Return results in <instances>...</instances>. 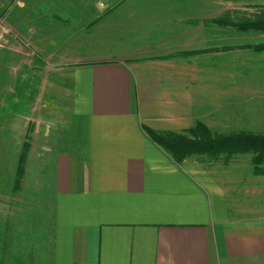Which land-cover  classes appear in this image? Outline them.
I'll return each instance as SVG.
<instances>
[{"label": "crops", "instance_id": "obj_1", "mask_svg": "<svg viewBox=\"0 0 264 264\" xmlns=\"http://www.w3.org/2000/svg\"><path fill=\"white\" fill-rule=\"evenodd\" d=\"M18 3L0 0V16ZM161 4H144L161 11L153 25H189L194 10L200 25L216 26L228 11L214 1L178 12ZM28 27L18 34L32 39ZM262 45L173 50L138 40L70 65L69 128L47 147L41 174L44 240L24 247L22 264H264V176L253 165L248 177L214 175L207 156L177 165L147 134L201 123L216 135L264 136Z\"/></svg>", "mask_w": 264, "mask_h": 264}, {"label": "rangeland", "instance_id": "obj_2", "mask_svg": "<svg viewBox=\"0 0 264 264\" xmlns=\"http://www.w3.org/2000/svg\"><path fill=\"white\" fill-rule=\"evenodd\" d=\"M208 1L220 6L218 13L228 10L251 16L264 8V0H18L16 8L6 14L7 20L0 16V264L24 263L28 253L24 247L44 240L40 229L48 203L42 199L46 186L41 174L52 155L47 147L69 128L70 65L110 58L117 46L138 40L172 41L173 50L181 45L207 47L214 41L217 46L264 43V34L259 32L202 26L194 10L187 15L189 25H153V20L162 21L150 20L161 11L144 8L146 3L161 2L178 12L182 5ZM43 2L56 8L44 9ZM138 4L144 9H131ZM23 25L34 29L32 39L18 34ZM25 143L31 147L16 186ZM251 159L249 154L235 156L229 160L230 167L223 157L208 160L214 175L248 177Z\"/></svg>", "mask_w": 264, "mask_h": 264}, {"label": "trees", "instance_id": "obj_3", "mask_svg": "<svg viewBox=\"0 0 264 264\" xmlns=\"http://www.w3.org/2000/svg\"><path fill=\"white\" fill-rule=\"evenodd\" d=\"M213 23L218 27L233 28L238 32H259L264 34V8L251 16L239 15L227 11L216 18ZM92 26V25H90ZM256 49H264V45ZM221 50H225L221 48ZM183 55L196 54L195 51L184 52ZM150 139L166 151L173 161L180 165L190 156H207L212 159L223 157L229 161L236 155H252V172L257 176H264V136L252 133H237L230 135H216L203 124L197 123L186 133L153 132L148 130ZM30 144L25 143L19 157L16 186L20 183L25 172Z\"/></svg>", "mask_w": 264, "mask_h": 264}, {"label": "built area", "instance_id": "obj_4", "mask_svg": "<svg viewBox=\"0 0 264 264\" xmlns=\"http://www.w3.org/2000/svg\"><path fill=\"white\" fill-rule=\"evenodd\" d=\"M2 23H4V22H2ZM7 25V24H6Z\"/></svg>", "mask_w": 264, "mask_h": 264}]
</instances>
